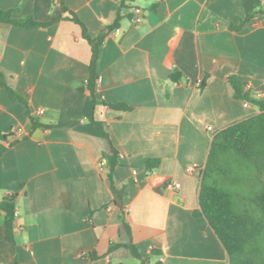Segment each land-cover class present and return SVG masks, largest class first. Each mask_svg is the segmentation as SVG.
<instances>
[{
	"label": "crops",
	"instance_id": "obj_1",
	"mask_svg": "<svg viewBox=\"0 0 264 264\" xmlns=\"http://www.w3.org/2000/svg\"><path fill=\"white\" fill-rule=\"evenodd\" d=\"M121 0H64L97 37L112 25ZM264 6V0H260ZM254 0H127L119 32L108 33L98 59L95 118L119 152L113 183L111 146L88 120L91 45L60 0H0V10L46 27L0 23V72L28 102L0 86V203L16 202L15 246L3 236L0 264H231L200 208L201 171L219 131L259 112L234 95L231 76L264 99V14L239 31ZM142 8L141 23L132 9ZM177 73L180 80H171ZM211 75L205 87L200 82ZM29 110V113L27 112ZM43 111V113H39ZM32 118L51 128L33 127ZM212 126V129H208ZM21 130V135L16 131ZM16 141L13 145L9 143ZM159 158L151 170L146 160ZM104 162L106 172L100 168ZM170 183H179L171 188Z\"/></svg>",
	"mask_w": 264,
	"mask_h": 264
},
{
	"label": "trees",
	"instance_id": "obj_2",
	"mask_svg": "<svg viewBox=\"0 0 264 264\" xmlns=\"http://www.w3.org/2000/svg\"><path fill=\"white\" fill-rule=\"evenodd\" d=\"M62 2V9L68 12V18L82 28L83 37L91 45V61L89 66V79L86 87L81 88L92 98V105L87 114L88 120L106 137L111 146L108 155L109 172L108 177L111 187L119 199L123 196V191L116 188L113 183V170L119 164V152L113 145L109 133L105 130L103 122L95 118V110L98 103H102L109 108L118 110H130L132 107L124 104L108 103L100 100L98 95V59L101 47L106 36L113 29L117 28L123 18L122 9L127 0L120 1V10L116 21L104 28L97 36L92 37L86 25L79 16L70 10ZM15 9L0 10V23H9L23 28L46 27L56 23L60 17H56L47 22H38L31 16L17 18ZM264 14V6L260 0H254L252 9L247 11L246 17L241 18L237 15L232 16L231 29L239 31L245 27L253 18ZM211 74L206 73L200 82L201 88L205 87L207 79ZM180 75H171L172 81H179ZM229 81L234 90V95L242 100L249 101L258 107L259 112L248 118L235 122L223 130L216 133L209 152L205 167L201 171V187L199 193L200 208L195 211L196 216L206 217L211 227L226 248L231 264H264V99L258 98L247 90V84L239 81L236 76H231ZM0 86L6 90L10 98L19 101L28 107L27 100L14 90L7 82L4 73L0 72ZM29 113V110H27ZM33 127L51 128L53 125H44L32 118ZM2 139L8 140V135H0ZM16 141L9 143L13 145ZM7 146L0 144V157L3 155ZM160 165L159 158H149L146 160V168L151 170ZM252 177L256 179L257 189L250 197V202L254 204L259 213H252L250 210L237 212L233 206V193L227 187V181L236 185ZM18 193L7 195L0 203V208L4 213L3 236L10 246H15V222L17 220ZM118 246L127 247L132 255L141 260L138 248L133 244H114L110 250Z\"/></svg>",
	"mask_w": 264,
	"mask_h": 264
},
{
	"label": "rangeland",
	"instance_id": "obj_3",
	"mask_svg": "<svg viewBox=\"0 0 264 264\" xmlns=\"http://www.w3.org/2000/svg\"><path fill=\"white\" fill-rule=\"evenodd\" d=\"M244 179L246 180L236 185H233L230 181H227V187H229L233 193L234 210L237 212H242L248 209L252 213H259L254 204H252L249 200L258 187L256 179L252 177H247Z\"/></svg>",
	"mask_w": 264,
	"mask_h": 264
},
{
	"label": "built area",
	"instance_id": "obj_4",
	"mask_svg": "<svg viewBox=\"0 0 264 264\" xmlns=\"http://www.w3.org/2000/svg\"><path fill=\"white\" fill-rule=\"evenodd\" d=\"M132 13H133L132 21H133L134 23H136V24L141 23L142 20H143V16H142V8L139 7V6H135V7L132 9ZM119 31H120V29H119L118 27L114 29V32H116V33L119 32ZM247 90H249L248 85H247ZM261 96H263V94H258L256 97H258V98H262ZM244 105L248 107V106L250 105V102H249V101H246V102L244 103ZM39 113L41 114V113H43V111H40ZM208 129L211 130V129H212V126H209ZM21 132H22L21 130H17V131H16L17 135H21ZM105 167H106L105 163L102 162V163L100 164V168H101V170H102L103 172H106V168H105ZM168 186L171 187V188H177V187L180 186V184H179V183H170ZM162 264H167L165 258H162Z\"/></svg>",
	"mask_w": 264,
	"mask_h": 264
}]
</instances>
